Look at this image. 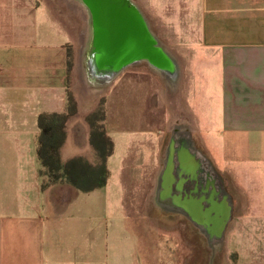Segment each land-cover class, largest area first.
I'll use <instances>...</instances> for the list:
<instances>
[{"label": "crops", "instance_id": "1", "mask_svg": "<svg viewBox=\"0 0 264 264\" xmlns=\"http://www.w3.org/2000/svg\"><path fill=\"white\" fill-rule=\"evenodd\" d=\"M51 2L0 0V264H146L136 236H111L113 225H103L108 212L119 213L118 206L85 200L108 188L110 169L107 185L88 193L66 183L43 188L38 120L67 113L69 94L76 111L65 125L61 161L83 158L97 166L89 157L98 158L87 122L97 105L88 107L70 86L71 58L79 53L81 63L85 31L78 48L71 14ZM161 2L164 28L181 36L175 47L162 42L179 65L176 90L144 64V71L137 69L142 65L130 67L102 87L105 103L132 83L149 84L148 124L168 138L177 126L191 130L195 148L224 178L232 210L238 200L237 264H264V0ZM80 63L75 66L83 73ZM153 76L164 89L158 121L152 117ZM119 79L124 84L118 89ZM130 207L122 203L126 232ZM121 240L125 250L118 248Z\"/></svg>", "mask_w": 264, "mask_h": 264}, {"label": "rangeland", "instance_id": "2", "mask_svg": "<svg viewBox=\"0 0 264 264\" xmlns=\"http://www.w3.org/2000/svg\"><path fill=\"white\" fill-rule=\"evenodd\" d=\"M135 1L140 5L158 39L166 45L177 46L175 44L180 42L181 36L175 34L174 29L171 27L164 28L167 24L165 22V10L163 12V7L161 8L162 0H153V5L150 4V0ZM51 4L67 16L72 15H70L71 18L68 22L74 34L73 39L80 48L81 36L86 27L85 21L78 13L73 10L70 11L65 2L59 5L57 1L53 0ZM172 52L179 51L173 49ZM78 62L80 63V54L78 53L76 57L73 54L71 58V89H74L77 98L80 101H85L88 107L97 105V108L100 109L106 100L107 90L104 88L103 91L98 87L85 86L82 83L83 73H80L75 66ZM140 67L137 69L144 71L143 65ZM123 82V79H119L115 87L119 89ZM136 86L132 83L120 93L115 91L107 100L108 120L106 129L113 143H115L114 153L108 160L111 178L108 188H104L96 197L86 195L85 200L88 203L93 202V200L104 204L111 202L118 206L119 213H115L114 210L111 215L109 210L110 217L104 219L103 225L105 227L109 224L113 225V227L110 225L108 231L111 236L120 237L124 233L136 236L138 250L141 252L146 264H237L239 249V243L235 235L239 231V226L236 224L239 214L237 195H235L236 208L231 212L233 218L227 226L224 241L217 248L218 251L214 260L210 259L207 242L196 237L195 230L190 227L186 228L184 225L182 231V228L178 227L175 220H173L174 217L178 216L167 215L166 221L159 208L154 205V186L157 175L163 167L165 152L171 136L168 138L169 135H164V130H158L157 127L148 124L149 113H146L145 102L149 95L150 86L149 84L143 87ZM152 90L156 97L153 101L156 104V111L152 113V117L153 120L158 121L161 114L160 110L164 111L161 108V101L158 96L163 93L164 89L157 76H153ZM134 102L135 104H133ZM172 107H175V104H172ZM162 115L164 116V114ZM168 122H171V119ZM164 123L166 125V121ZM89 159L94 164L99 165L100 163L98 158L89 157ZM212 167L213 172L216 173L213 164ZM209 177L208 171L205 177H200V188H203L206 193L208 192L207 179ZM42 180L46 185L49 182L48 177ZM213 182L210 185L213 186ZM214 185L217 188L216 180ZM125 201L132 205L130 211H128L131 220L127 221L129 224V231L127 232L124 231L123 225L125 224L121 217L124 211L122 203ZM118 243L119 250L127 248L122 240Z\"/></svg>", "mask_w": 264, "mask_h": 264}, {"label": "water", "instance_id": "3", "mask_svg": "<svg viewBox=\"0 0 264 264\" xmlns=\"http://www.w3.org/2000/svg\"><path fill=\"white\" fill-rule=\"evenodd\" d=\"M81 1L91 16L89 49L84 54L90 79L95 85L108 87L126 69L144 64L160 77L177 79L179 65L175 57L158 39L138 4L131 0ZM184 136L194 154L195 177H205L207 171L213 174L212 164L195 148L191 135ZM174 139L175 134L172 133L169 150L174 147ZM228 212L230 216V197ZM221 240L222 234L218 244Z\"/></svg>", "mask_w": 264, "mask_h": 264}, {"label": "trees", "instance_id": "4", "mask_svg": "<svg viewBox=\"0 0 264 264\" xmlns=\"http://www.w3.org/2000/svg\"><path fill=\"white\" fill-rule=\"evenodd\" d=\"M68 102L67 113L42 114L38 120L41 131L38 149L41 178H49L47 185L43 183V188L60 183H66L84 193L104 188L109 179L107 161L114 153V143L105 127L106 103L104 101L101 108H97L87 118L91 128V145L100 161L99 165L93 166L83 158L73 159L67 164L61 161V149L66 141L65 125L76 111L74 98L70 94Z\"/></svg>", "mask_w": 264, "mask_h": 264}, {"label": "flooded vegetation", "instance_id": "5", "mask_svg": "<svg viewBox=\"0 0 264 264\" xmlns=\"http://www.w3.org/2000/svg\"><path fill=\"white\" fill-rule=\"evenodd\" d=\"M208 174L210 177L207 179L208 192L206 193L203 188H200V179L183 171L181 164L175 160L171 177L161 180V191L157 192L158 187L156 184L154 186V198L159 201V207L154 205L159 208L166 221L167 215L178 216L173 220L178 227L182 228V231L184 225L186 228L195 230L196 237L207 242L210 259L214 260L217 248L221 246L218 244L220 236L221 234L223 236L221 242L224 241L226 229L232 217L228 212L230 196L224 178L218 172ZM215 180L218 184L217 188L214 185ZM211 182L213 186L210 185Z\"/></svg>", "mask_w": 264, "mask_h": 264}, {"label": "bare ground", "instance_id": "6", "mask_svg": "<svg viewBox=\"0 0 264 264\" xmlns=\"http://www.w3.org/2000/svg\"><path fill=\"white\" fill-rule=\"evenodd\" d=\"M64 1L69 6L70 10H73L76 13L81 14L82 17L84 18V21L86 24V27H85L86 40L82 44L81 63H80L79 67L83 69L84 78H83L82 82L89 84L90 87L96 88L98 86L95 85L90 79L89 71L87 69L86 58H84L85 54L83 56V53L86 51V49H89V44H87V43L89 41L88 37L90 34L89 33L90 28H91V16H90L86 6L84 5V3L81 0H64ZM131 1L133 3H135L136 5L138 4L135 0H131ZM138 6L140 7L139 4H138ZM88 20H90V22ZM161 76L167 82L168 87L171 88L172 91H175L176 86L178 85V80L180 78V69H179V76L177 77V79L174 78L173 80H170L168 78H165L164 75H161ZM99 88L101 89L102 87H99ZM103 91H104V89H103ZM190 131L191 130H189L188 128H185L183 126H177L172 130V133L175 134L174 147L170 150L168 148L166 149V152H165L166 155H165L163 167H162L161 171L159 172L158 177L156 179V186L158 187L157 192L161 191V188H160V187H162L161 180L163 178L171 177L172 172L174 171V168H175V160H177L181 164V168L183 169V171L189 173L190 175H193L194 177L196 176L197 171L195 170V166H194V164H195L194 163V154H193V151L191 149L190 144L187 143V141L185 140V136H184V135L190 134ZM168 183H169V181H168ZM154 204H156L157 207H159V201L155 198H154Z\"/></svg>", "mask_w": 264, "mask_h": 264}]
</instances>
